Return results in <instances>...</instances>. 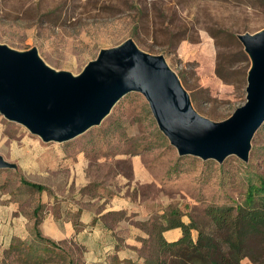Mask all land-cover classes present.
Returning <instances> with one entry per match:
<instances>
[{
  "label": "rangeland",
  "instance_id": "374dc122",
  "mask_svg": "<svg viewBox=\"0 0 264 264\" xmlns=\"http://www.w3.org/2000/svg\"><path fill=\"white\" fill-rule=\"evenodd\" d=\"M262 29L264 0H0V44L36 48L48 66L76 75L101 49L132 39L141 51L164 57L195 110L213 122L245 103L250 61L236 35ZM0 155L17 166L0 169V264H24L1 246H36L35 221L65 249L45 246L41 264L68 258L81 264L84 249L57 226L74 225L83 212L96 217L111 210L115 215L104 219L114 226L124 216L115 210L123 209L119 229L126 230L140 207L174 208L184 220L201 222L208 205L240 201L248 180L264 177V123L247 163L234 156L222 164L179 157L144 97L129 93L100 126L62 144H45L0 115Z\"/></svg>",
  "mask_w": 264,
  "mask_h": 264
},
{
  "label": "water",
  "instance_id": "95a60500",
  "mask_svg": "<svg viewBox=\"0 0 264 264\" xmlns=\"http://www.w3.org/2000/svg\"><path fill=\"white\" fill-rule=\"evenodd\" d=\"M236 39L250 61L245 103L222 122L200 115L164 57L141 51L132 39L101 49L76 75L48 66L36 48L0 44V115L45 144H62L100 126L123 97L139 93L179 157L247 163L264 123V29ZM0 169L17 166L0 155Z\"/></svg>",
  "mask_w": 264,
  "mask_h": 264
},
{
  "label": "trees",
  "instance_id": "16d2710c",
  "mask_svg": "<svg viewBox=\"0 0 264 264\" xmlns=\"http://www.w3.org/2000/svg\"><path fill=\"white\" fill-rule=\"evenodd\" d=\"M24 184L38 192L44 190L40 185ZM39 209H35V215ZM204 217L201 222L186 221L174 208L162 209L161 214L152 216L145 225L149 239L142 245L144 264H241L243 260L264 264V177L249 179L240 201L208 205ZM37 225L35 221L32 227L36 246L30 247L31 243L26 241H22L20 249L10 245V250L22 257L24 264H41L39 255H44L45 246L65 253L58 244L44 237ZM77 225L78 222L74 223ZM174 229H179L181 236L168 242L163 234ZM65 264L76 262L68 258Z\"/></svg>",
  "mask_w": 264,
  "mask_h": 264
},
{
  "label": "crops",
  "instance_id": "0c3cea01",
  "mask_svg": "<svg viewBox=\"0 0 264 264\" xmlns=\"http://www.w3.org/2000/svg\"><path fill=\"white\" fill-rule=\"evenodd\" d=\"M133 165L134 168L138 169L140 162H133ZM155 203H157V200ZM139 209L140 211L138 213L132 214L134 226L128 228L126 226V230L119 229L122 222L126 223V211L123 209L115 210L124 211L122 212L124 216L122 217V221L118 217L114 222V226L110 225V220L104 219V216L111 212V210H108L97 214L96 217H93L91 213L83 212L80 215L77 226L64 223L63 226L58 225L57 227L60 228L59 230L61 232L71 233L74 236L75 243L84 249L81 264H144L141 250L143 242L149 239L145 225L152 216L162 213V207L155 206L149 209L140 207ZM109 215L115 214L112 213ZM61 232L59 234L63 235ZM163 235L168 242H172L181 236V231L179 229L169 230ZM51 241L58 244L54 240ZM10 245L9 243L8 245H4V247L1 246V250L5 249L11 252ZM59 246L65 250L61 245ZM241 264L252 263L248 260H243Z\"/></svg>",
  "mask_w": 264,
  "mask_h": 264
}]
</instances>
